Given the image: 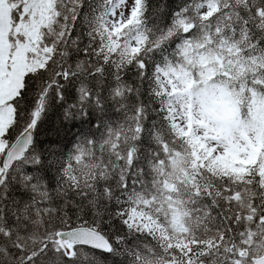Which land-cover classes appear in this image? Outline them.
I'll list each match as a JSON object with an SVG mask.
<instances>
[{"label": "snow or ice", "instance_id": "obj_1", "mask_svg": "<svg viewBox=\"0 0 264 264\" xmlns=\"http://www.w3.org/2000/svg\"><path fill=\"white\" fill-rule=\"evenodd\" d=\"M0 264H264V0H0Z\"/></svg>", "mask_w": 264, "mask_h": 264}]
</instances>
